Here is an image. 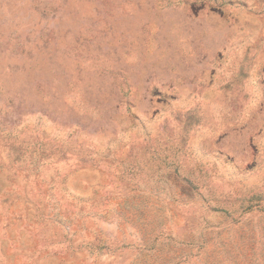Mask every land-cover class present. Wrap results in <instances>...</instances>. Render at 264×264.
I'll return each instance as SVG.
<instances>
[{"label": "rangeland", "instance_id": "obj_1", "mask_svg": "<svg viewBox=\"0 0 264 264\" xmlns=\"http://www.w3.org/2000/svg\"><path fill=\"white\" fill-rule=\"evenodd\" d=\"M0 264H264V0H0Z\"/></svg>", "mask_w": 264, "mask_h": 264}]
</instances>
